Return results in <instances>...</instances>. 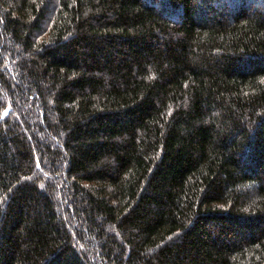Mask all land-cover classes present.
Masks as SVG:
<instances>
[{
    "label": "trees",
    "instance_id": "1",
    "mask_svg": "<svg viewBox=\"0 0 264 264\" xmlns=\"http://www.w3.org/2000/svg\"><path fill=\"white\" fill-rule=\"evenodd\" d=\"M0 264H264V0H0Z\"/></svg>",
    "mask_w": 264,
    "mask_h": 264
}]
</instances>
